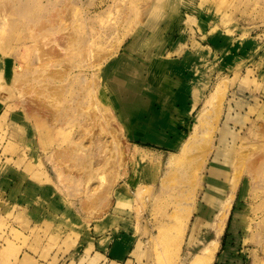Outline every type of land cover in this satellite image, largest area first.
<instances>
[{
    "label": "rangeland",
    "instance_id": "obj_1",
    "mask_svg": "<svg viewBox=\"0 0 264 264\" xmlns=\"http://www.w3.org/2000/svg\"><path fill=\"white\" fill-rule=\"evenodd\" d=\"M194 45L215 55L179 76L209 79L197 83L199 92L210 86L196 94L194 115L185 116L190 132L177 148L161 139L172 134L152 123L137 137L118 110L130 120L150 119L158 106L149 92L134 97L113 83L131 86L129 67L138 69L137 78L152 76L142 73L141 58L144 65L162 55L182 64ZM1 67L7 76L0 97L9 110L26 112L37 130L38 150L22 169L51 181L69 213L34 223V207L42 213L53 207L42 201L6 214L0 208V264H109L78 236L81 226L106 218L134 238L122 264H187L213 238L210 221L229 196L213 264H264V0H0ZM243 85L262 101L242 128L223 135L230 94ZM7 140L1 126L0 173L1 154L17 155ZM211 194L218 195L217 208H210Z\"/></svg>",
    "mask_w": 264,
    "mask_h": 264
},
{
    "label": "crops",
    "instance_id": "obj_2",
    "mask_svg": "<svg viewBox=\"0 0 264 264\" xmlns=\"http://www.w3.org/2000/svg\"><path fill=\"white\" fill-rule=\"evenodd\" d=\"M204 22L206 21L204 20ZM170 38L173 40L174 36ZM203 39H206V37H203ZM251 39L255 43L254 46H256V44L258 45L256 42L257 39L254 37ZM208 43L213 47L216 45V41L214 40H209ZM194 47L196 51L192 52L189 50L182 64L176 63L177 59L166 58L162 55V57L155 58L154 61L144 65V58L140 59L138 57L144 69L142 73L144 71L146 72L144 76L149 74L154 76L156 79L155 82L162 87L161 92H167V95L163 92L166 95V100L162 102L161 105L159 102H154L158 107L155 108L154 117L150 119L142 117V114L139 115L136 120H130L128 117L124 118L123 114H120L118 110V105L113 101L109 103L118 110V119H120L126 127L134 129L137 137L144 136L145 130L148 129L146 125L152 123V127L161 126L163 133L168 135L172 134V138L169 139V141H166L164 135H162L163 137L161 139L165 140H163V142L166 145L177 148L181 145V142L185 140V136L190 132L188 127L191 125V122L188 123L187 126L184 124L185 116L190 111L194 115V111L197 109L196 106L199 103V101L197 102L196 100V94L198 93L199 96H204L210 85L206 83L204 89H201V92H199V89H197L199 85H197V83H200V81L207 82L209 79L206 75L193 80L185 79L186 76H183L184 79H181L179 76L186 72L188 74L189 72H195L199 62L204 61L209 55L211 56L212 52V55H215L213 49L209 46L202 45L198 48L194 45ZM157 53L159 54L161 51ZM134 58L135 57H131V59L135 61L138 60V58ZM171 69L175 71L174 75L170 73ZM114 72L115 69L111 67L108 79ZM5 76H7V74H5L4 68L1 67L0 85L1 83H6ZM7 81L9 80L7 79ZM241 83L254 82L250 79V82L244 80V82ZM191 95L194 96V100L190 98ZM260 96L261 95L258 93H254L253 90H248L246 85L234 87L229 97V104L225 108L226 122L222 127L223 135L224 133L225 135L234 134V129L244 126V123L250 119L251 112L260 104L259 101H262ZM191 103L193 104L192 106L189 105ZM162 113L163 116L166 114L170 118H163ZM1 126L6 130L8 139L6 144H8V142L12 143V148L17 154H6L5 156L1 154V157L5 158L1 159L5 166H3L0 173V208L3 210V213H9L10 210L13 212L20 206H37L42 201L47 202L53 209L50 208V212L44 211L42 213L39 208L34 207L30 212L31 220L34 223H48V221H51L48 219L52 217L53 213L60 214L62 211L69 213L67 209L63 210L61 202L54 198L55 191L53 187L47 186V184H51V181L45 176L40 181L36 180V177H31L22 169L26 166V162L29 163V161H26L25 157L30 155L33 158V153L38 150L35 146L36 126L26 112L16 111L15 109L9 110L7 105L3 102L2 97H0V127ZM185 132L188 133L184 134ZM155 138L157 142H160V137L157 136ZM17 163H21V165L17 166ZM9 164L13 166L11 167V177L8 176L10 172ZM59 218L65 219L66 216L63 215L54 218L52 223ZM78 220L77 218V221ZM113 223L114 221L106 218L104 223L95 225L92 228L81 226L83 229H81L78 234L80 238L79 241L85 245V248L93 249L97 255L105 257L103 262L108 261L109 264H122L130 255V251L134 245V238L130 234L125 233L123 229L117 233L116 228H111ZM121 232L123 233L120 234ZM76 255H78V253H73L72 256L75 257ZM74 261L76 260L74 259Z\"/></svg>",
    "mask_w": 264,
    "mask_h": 264
},
{
    "label": "bare ground",
    "instance_id": "obj_3",
    "mask_svg": "<svg viewBox=\"0 0 264 264\" xmlns=\"http://www.w3.org/2000/svg\"><path fill=\"white\" fill-rule=\"evenodd\" d=\"M149 23L150 22L148 21L147 25L145 26L146 29L141 30V32H143L145 38H147L149 29L153 27L152 25H150L151 23L150 24ZM138 39L139 38H135L134 45H137L140 43V41ZM119 65H120V63L116 66L115 71H117V73L119 72V68H120ZM129 71L135 75V77L133 78L134 80L131 82V86L129 83H115V82L113 83V85L115 84V86L116 87L118 86V88L120 90H122L123 92L128 93L129 95L134 96V97H139L141 91H143V95L146 94L147 92H149L154 97V102H158V100L160 98V93H161V90H160L161 86L157 85V83L155 82L156 79L152 76H149L147 78H137L136 76L138 74V69L136 67H129ZM131 88H132V90H131ZM163 100L164 99H162L160 102H163ZM118 102H119V100H118ZM133 117L136 119L135 116H133ZM149 124H151V123H149ZM215 162H216V159L211 164V169H212L213 164ZM208 198H209L208 200L210 202V208H212V206L213 207L217 206L216 202L218 201V195L214 196L213 194H211V196H209ZM230 199L231 198L229 196L225 200L220 201L221 203L219 204V206H217L218 208L214 207V208L219 209V214L215 217V220L212 221V224L210 221V225H211V228L213 231L212 232L213 238L210 241L204 243L201 247V251L199 253L194 254L192 259L187 264H213L214 259L216 257V254L219 250V236L222 233V231L224 230L226 220L229 216ZM219 200H220V198H219ZM207 207L209 208V206H207ZM201 211L203 212L202 213V219H206L205 215H207L209 213V211H204L203 207H202ZM202 219L199 220V225L201 224L200 226H202V223L204 221ZM180 228H181V226H180ZM195 233H197V232H195ZM178 234H179V232H178ZM175 238H177V237H175ZM178 248H180V247H178Z\"/></svg>",
    "mask_w": 264,
    "mask_h": 264
}]
</instances>
